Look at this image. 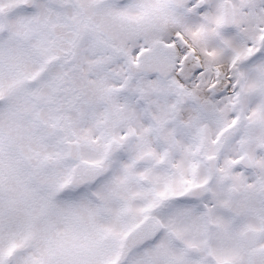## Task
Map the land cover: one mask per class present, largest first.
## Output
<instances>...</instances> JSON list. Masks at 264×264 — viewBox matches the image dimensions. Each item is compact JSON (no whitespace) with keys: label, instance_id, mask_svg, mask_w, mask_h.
Here are the masks:
<instances>
[{"label":"snow or ice","instance_id":"snow-or-ice-1","mask_svg":"<svg viewBox=\"0 0 264 264\" xmlns=\"http://www.w3.org/2000/svg\"><path fill=\"white\" fill-rule=\"evenodd\" d=\"M0 264H264V0H0Z\"/></svg>","mask_w":264,"mask_h":264}]
</instances>
